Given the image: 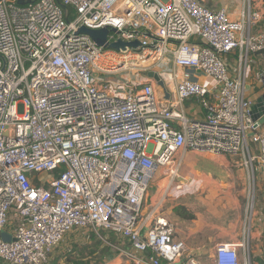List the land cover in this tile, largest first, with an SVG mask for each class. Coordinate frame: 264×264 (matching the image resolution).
<instances>
[{
    "label": "built area",
    "instance_id": "2783aa9c",
    "mask_svg": "<svg viewBox=\"0 0 264 264\" xmlns=\"http://www.w3.org/2000/svg\"><path fill=\"white\" fill-rule=\"evenodd\" d=\"M59 1L65 8L56 0H0V262L53 264L65 237L82 232L134 262L201 264L163 216L144 213L156 175L164 170L172 185L183 154L195 152L240 157L248 171L243 237L218 243L211 264H249L254 184L264 172V123L252 118L248 95L249 68L264 53V31L254 29L260 12L250 0L235 19L200 0ZM83 26L108 28L107 45L78 33ZM118 40L138 45L108 46ZM165 55L209 76L213 87L183 77L175 100L161 102L151 80L112 81L149 72ZM255 76L264 91V68ZM190 97L204 119L173 109Z\"/></svg>",
    "mask_w": 264,
    "mask_h": 264
},
{
    "label": "crops",
    "instance_id": "0c3cea01",
    "mask_svg": "<svg viewBox=\"0 0 264 264\" xmlns=\"http://www.w3.org/2000/svg\"><path fill=\"white\" fill-rule=\"evenodd\" d=\"M252 8L258 10L261 18L255 30L264 31V0H250ZM202 4L210 8H224L228 16L235 19L239 16L240 11L246 6L247 0H200ZM230 71L235 74L237 62L235 54H228L225 57ZM257 62L250 66L249 83L250 88L248 95L256 102V99L263 92L261 79L256 78L255 73L264 68V53L259 54ZM156 73L175 72L177 78L162 80L163 85L147 76V73H137L136 78H129L130 82H147L151 80L153 84L154 93L161 102H171L175 100V84L177 81L186 77L192 81L201 83L206 87H213L214 81L207 75L197 72L193 69H181L175 67L170 55H165L161 64L157 65ZM154 80V81H153ZM212 95L210 98L212 99ZM182 109L185 115L190 120H202L206 117V110L200 105L197 97H190L185 99L179 106L173 109ZM264 132V126L262 127ZM251 153H255L256 147L253 142L249 143ZM215 156V155H214ZM193 157V156H192ZM189 152L183 154L182 163L179 173L181 175V168L183 163H189ZM230 162L223 167L213 161L205 158L194 157L193 164V181L195 179L203 178L206 175L210 179L209 193L205 197L195 194L192 190L184 194V197H174L173 191H179L190 188L189 185L177 183L181 185L180 189H174L169 185L168 177L164 176V170H161L156 175L153 182L148 189L147 197L144 201V213L149 211L154 212L156 216H163L173 227L174 238L184 242V252L191 253L201 262V264H211L214 257V250L218 243L239 242L243 237V227L245 224V207L246 194L248 187L247 169L243 166L240 157H229ZM184 164V165H185ZM187 169V168H186ZM192 171L186 170L190 176ZM203 174V175H202ZM179 175V177H180ZM254 184V203L252 218L249 223L250 233L247 242V249L249 254V264H264V172L259 171L256 174ZM175 186V185H174ZM215 188V190L213 189ZM173 189V191H172ZM221 189V190H220ZM220 190V192L218 191ZM241 229V232H240ZM71 238L67 239L72 242L76 237L75 232L71 233ZM240 236L237 239L236 236ZM83 241L91 244L97 240L91 235L90 240L84 239V233L81 232ZM75 242L77 239H74ZM109 240L114 243H120L123 248L129 250L128 243L122 244L115 236L109 235ZM98 245L100 248H105L104 257L97 264H121V256L112 248L106 246L102 242ZM68 245V244H67ZM66 246L60 253L53 254V264L57 263L62 258H66V252L71 248ZM72 247V246H71ZM138 257L141 253L135 252ZM242 249H239L241 256ZM66 260H68L66 258ZM68 263L71 264L68 260ZM0 264H2L0 262ZM123 264H145L142 262H134L129 259L125 260ZM162 264H166L165 262Z\"/></svg>",
    "mask_w": 264,
    "mask_h": 264
},
{
    "label": "rangeland",
    "instance_id": "374dc122",
    "mask_svg": "<svg viewBox=\"0 0 264 264\" xmlns=\"http://www.w3.org/2000/svg\"><path fill=\"white\" fill-rule=\"evenodd\" d=\"M165 1V0H163ZM158 65V64H157ZM156 64H153L149 71H155L157 70L158 66ZM148 72V67L145 68L144 71H141V73L146 74ZM250 73V69L249 72ZM136 78L137 75L134 73H128V72H121L117 75L112 76V81L114 83H122V82H126L129 78ZM116 80V81H114ZM154 81V80H153ZM23 111V106L20 104L18 106V112L21 113ZM189 163H183L182 164V168H181V175L180 177H178L174 183L171 185V187L174 189V185H176L177 183H183L185 185H189L190 188L188 189H184L185 187H183L178 193L176 190L173 191V196L176 197H184V194L187 192H190L192 190L195 191V194L198 195H202V196H206L209 193V185H210V179L209 177H207L206 175H203V178L195 179L194 181L192 179L196 178L193 177V172L192 171L194 168L192 167L194 162H196V160H194V157L198 158H205V159H209L211 161H213V163H216L218 165L221 166H225L228 162H230V158L228 156H214L211 154H199V153H195V152H189ZM193 156V157H192ZM228 162H227V161ZM185 164V165H184ZM192 171V174H190V176L188 175V173H186L187 169ZM193 175V176H192ZM215 190V188H213ZM221 190V189H220ZM220 190H218L220 192ZM241 232V229H240ZM76 237H74V239H77L76 242L73 239L72 242H68L67 239L71 238L72 234H68L64 241L55 249L56 254L60 253L62 250L65 249L66 246H69L66 249L71 248V250L69 252H66L65 256L66 258L69 260V262L71 264H97L100 263L101 259L104 257V253L105 248H100L101 244L99 242H101L100 240H95L94 242H92L91 244H87L83 241L82 235L81 233L75 232ZM241 236V234L239 236H236L237 239H239ZM73 238V236H72ZM241 239V238H240ZM115 242V241H113ZM68 244V245H67ZM100 245V246H98ZM72 246V247H71ZM240 259L243 260V254L241 253ZM125 260H127L125 257H120V261L122 262L121 264H123V262H125Z\"/></svg>",
    "mask_w": 264,
    "mask_h": 264
},
{
    "label": "water",
    "instance_id": "95a60500",
    "mask_svg": "<svg viewBox=\"0 0 264 264\" xmlns=\"http://www.w3.org/2000/svg\"><path fill=\"white\" fill-rule=\"evenodd\" d=\"M16 1L18 4H25V3H29L34 0H16ZM56 1L60 5V7L65 8V6L59 0H56ZM108 32H109L108 28L90 29V28H86L83 26L78 29V33L89 35L93 39V41L99 46L107 45ZM137 45H138L137 41L123 42L121 40H118L117 42H113L109 44L108 46L112 49H124L125 46L136 47ZM147 76L159 82L160 85H163L162 79L160 78L158 73L149 71L147 73ZM249 111L253 119L258 118L260 123H264V91L256 99V102L249 108ZM1 236L3 240H6V241L10 240V236L5 232H3Z\"/></svg>",
    "mask_w": 264,
    "mask_h": 264
},
{
    "label": "trees",
    "instance_id": "16d2710c",
    "mask_svg": "<svg viewBox=\"0 0 264 264\" xmlns=\"http://www.w3.org/2000/svg\"><path fill=\"white\" fill-rule=\"evenodd\" d=\"M72 18V16H69V19H71Z\"/></svg>",
    "mask_w": 264,
    "mask_h": 264
}]
</instances>
